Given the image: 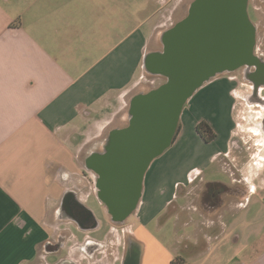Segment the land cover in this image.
Here are the masks:
<instances>
[{
  "label": "crops",
  "instance_id": "crops-1",
  "mask_svg": "<svg viewBox=\"0 0 264 264\" xmlns=\"http://www.w3.org/2000/svg\"><path fill=\"white\" fill-rule=\"evenodd\" d=\"M193 1L0 0V264L122 263L119 227L109 224L95 186L79 191L96 219L90 231L57 218L61 200L75 194L83 167L90 172L91 153L127 126L131 100L152 75L146 57L162 52L164 34ZM259 51L264 74L262 44ZM200 121L213 141L195 132ZM177 130L149 165L132 213L140 264L148 245L135 233L168 224L179 234L164 264L178 257L187 264H264V76L246 84L232 74L211 79L187 101ZM209 167L212 179L204 174ZM208 183L241 192L205 195ZM91 195L105 220L89 207ZM70 228L84 235L75 240ZM96 230L100 235L86 236ZM65 248L68 255L55 260Z\"/></svg>",
  "mask_w": 264,
  "mask_h": 264
},
{
  "label": "water",
  "instance_id": "water-1",
  "mask_svg": "<svg viewBox=\"0 0 264 264\" xmlns=\"http://www.w3.org/2000/svg\"><path fill=\"white\" fill-rule=\"evenodd\" d=\"M248 1L194 0L187 16L164 34L162 52L146 57L148 72L165 82L135 96L127 126L110 132L103 151L85 162L97 175V197L113 221L122 222L135 211L144 175L173 143L191 96L218 75L262 67L254 53L256 28L248 15ZM72 194L63 196L61 203L67 213ZM140 255L131 246L121 264H140Z\"/></svg>",
  "mask_w": 264,
  "mask_h": 264
},
{
  "label": "rangeland",
  "instance_id": "rangeland-1",
  "mask_svg": "<svg viewBox=\"0 0 264 264\" xmlns=\"http://www.w3.org/2000/svg\"><path fill=\"white\" fill-rule=\"evenodd\" d=\"M248 2L250 3V7L247 8L248 15H249L251 22L254 24L256 28V41H255L254 53L255 55L256 54L259 55L260 53L259 48L261 44L264 46V0H249ZM154 46L158 48L159 50L162 49L160 46L159 40L156 41V44ZM257 57L259 58V56ZM230 74H232V76H237L243 84H246L248 82V80L244 77L242 73V69H239L232 73H228L227 75H230ZM222 75H226V74H222ZM164 82H165V78L163 77L156 76L153 74L151 76L146 75L145 85L141 88L142 93H146L152 89H155L161 84H163ZM79 163L81 164L83 163L81 156L79 157ZM82 169L83 170L81 172V175L75 178V180L73 181L72 187H71L73 188L75 186V188L73 189H77V190L79 189L81 191L83 189V186L88 182L89 177L93 176L92 173L84 170V167ZM204 174L208 178L212 179L210 176L213 174L212 167H209ZM88 205L93 210V212L96 213L97 216L101 217L104 220L106 219V215L104 211L101 210L100 206L98 205L96 201L89 199ZM130 223H134L135 225H138L137 221H135L133 214L127 220H125L124 225L122 227L118 228V232L120 234L119 238L122 241L121 248H122L123 254L125 252L127 241L130 239L132 241L135 240L132 235ZM60 228H63V226H60ZM102 229L103 227H101L100 230ZM70 231L72 233L73 239L75 240H80L81 235H84L83 232H81L80 233L81 235H79L78 234L79 232L78 231L76 232V230L72 228H70ZM101 232L102 231L97 232V234H93L92 232H90L86 236L88 238H95L96 236L100 235ZM135 234H136L135 235L136 240H138L139 242L145 245L146 244L148 245L147 252L144 254L143 264H149L148 263L149 259H150V264H164L163 259L166 256V251L170 252L171 248L174 247V245L173 246H170V245L175 244V242L178 240L176 235L179 234V232L175 231L172 225L168 224L166 226H161L160 228H157V229L154 227V225H150L144 228L143 231L141 230L137 231ZM71 243L72 241L68 242V247L71 246ZM67 255H68V248L67 249L65 248L62 251H60L57 255H55V260H58L61 257L67 256ZM69 255H71V257L78 258L79 250L74 247H70Z\"/></svg>",
  "mask_w": 264,
  "mask_h": 264
},
{
  "label": "flooded vegetation",
  "instance_id": "flooded-vegetation-1",
  "mask_svg": "<svg viewBox=\"0 0 264 264\" xmlns=\"http://www.w3.org/2000/svg\"><path fill=\"white\" fill-rule=\"evenodd\" d=\"M253 67H254V70H255V72H253V73H249V71H248L252 67L251 68H247V69L245 67V68H241V69H242V73H243L244 77L246 79L251 80V81H253L255 83V82H258V81L262 80L264 74H263V68L259 64L256 65V66L254 65ZM156 76H158V75H156ZM102 151H100V152H102ZM90 173H92L93 176L92 177L88 176L89 180L83 186L84 189H86L88 186H90V187L91 186H95L97 175L94 172H92L91 170H90ZM95 189H96V187H95ZM78 190L77 189L74 190V192H75V197L74 198H73L74 194H72V195H70V197L68 199L69 213H67V212H65L63 210H60V212L58 213V217L57 218H59V220L61 222L69 223L74 229H82V230H85V231H90L95 226L96 219H95L94 214L91 213L89 210H87L85 208V206H84V203L80 201L79 196H80L81 192H79L80 190L79 191ZM96 191H97V189H96ZM88 197H89L88 199H92L94 201L96 200V198L93 195L88 196ZM62 200H63V198H62ZM62 200H61V203H62ZM102 207L103 206H101V210H102ZM108 222H109V224L116 225L117 227H122L124 225L125 220L122 221V222L113 221L111 219V217L109 216ZM61 239H64V235H60L58 237V240L55 243L56 247H60L61 242H62ZM131 246H134V244H133V241L130 239V240L127 241V245L125 247V251ZM93 248H94L93 244H89L88 245V249H90L89 252H91V250Z\"/></svg>",
  "mask_w": 264,
  "mask_h": 264
},
{
  "label": "trees",
  "instance_id": "trees-1",
  "mask_svg": "<svg viewBox=\"0 0 264 264\" xmlns=\"http://www.w3.org/2000/svg\"><path fill=\"white\" fill-rule=\"evenodd\" d=\"M195 132L205 143H209L213 141V139L215 138L214 132L209 127V125L204 121H200L195 126ZM212 191H215L219 194H229V195H234V194L238 195L241 192V190L239 191L235 188H230L221 183H208L205 186L204 194L206 195ZM215 204L217 206L218 202ZM171 264H187V263L182 258L178 257V258L173 259L171 261Z\"/></svg>",
  "mask_w": 264,
  "mask_h": 264
}]
</instances>
